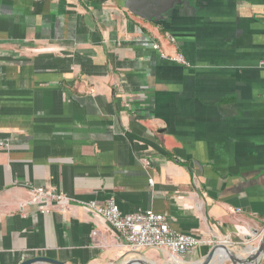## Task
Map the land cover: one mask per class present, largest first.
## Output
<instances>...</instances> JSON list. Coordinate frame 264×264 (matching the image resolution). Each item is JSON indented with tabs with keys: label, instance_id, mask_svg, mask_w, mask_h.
I'll return each mask as SVG.
<instances>
[{
	"label": "crops",
	"instance_id": "0c3cea01",
	"mask_svg": "<svg viewBox=\"0 0 264 264\" xmlns=\"http://www.w3.org/2000/svg\"><path fill=\"white\" fill-rule=\"evenodd\" d=\"M187 2L155 22L126 0H0V264H199L259 244L264 0ZM30 187L67 200L41 212ZM109 199L200 243L134 250L83 207Z\"/></svg>",
	"mask_w": 264,
	"mask_h": 264
},
{
	"label": "built area",
	"instance_id": "2783aa9c",
	"mask_svg": "<svg viewBox=\"0 0 264 264\" xmlns=\"http://www.w3.org/2000/svg\"><path fill=\"white\" fill-rule=\"evenodd\" d=\"M170 40H174L169 36ZM186 64L182 56L175 58ZM0 144H3L0 142ZM31 201L40 206L41 212H48L46 204L50 201L62 203L67 200L62 191L43 187H30ZM83 207L95 215L105 219L119 237L124 239L134 250L142 248H165L176 256H184L200 243L193 234L178 232L172 229L165 216L153 210H136L131 213H122L113 199L103 204L96 201L83 203Z\"/></svg>",
	"mask_w": 264,
	"mask_h": 264
},
{
	"label": "water",
	"instance_id": "95a60500",
	"mask_svg": "<svg viewBox=\"0 0 264 264\" xmlns=\"http://www.w3.org/2000/svg\"><path fill=\"white\" fill-rule=\"evenodd\" d=\"M186 5L190 7L187 0H126V7L143 18L153 21L168 20V17L177 9H182ZM240 252L231 251L226 245L215 244L206 257L199 264H211L214 260L223 258L230 260L233 264H251L264 249V233L257 246L244 245ZM242 252V253H241ZM37 261H46L54 264H64L61 261L44 256H37L27 259L20 264H31ZM122 264H143L140 259L133 258L124 261Z\"/></svg>",
	"mask_w": 264,
	"mask_h": 264
},
{
	"label": "bare ground",
	"instance_id": "6f19581e",
	"mask_svg": "<svg viewBox=\"0 0 264 264\" xmlns=\"http://www.w3.org/2000/svg\"><path fill=\"white\" fill-rule=\"evenodd\" d=\"M224 244V243H223Z\"/></svg>",
	"mask_w": 264,
	"mask_h": 264
}]
</instances>
